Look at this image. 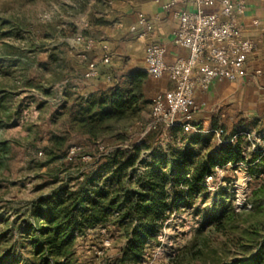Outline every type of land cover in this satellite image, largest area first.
Masks as SVG:
<instances>
[{
  "label": "rangeland",
  "instance_id": "1",
  "mask_svg": "<svg viewBox=\"0 0 264 264\" xmlns=\"http://www.w3.org/2000/svg\"><path fill=\"white\" fill-rule=\"evenodd\" d=\"M106 8L105 0H0V91L28 90L48 101L66 98L71 105L78 95L65 92L81 79L71 77L68 71L82 65L76 61L73 39L77 35L92 38L83 20L100 16ZM152 110L153 104L144 111L145 117L126 124V130L117 128L114 136L91 141L74 135L71 144L84 156L79 168L46 163L43 147L50 141L48 127L41 131L42 148L16 150L9 172L0 178V255L16 245L8 258L16 264L28 260L19 241L31 204L65 185L74 187L76 179L87 171L83 164L135 146L141 147L135 164L128 168L123 162L120 165L126 182L121 189L125 198L121 207L127 196L149 190L151 175L162 185L172 212L158 239L146 242L140 264H224L253 254L264 240V172L259 167L262 173L253 177L249 165L253 151L264 150V133L250 136V141H239L240 137L230 140L232 133L225 137L221 132L218 137L208 127L199 134L164 128L161 134H146ZM58 128L64 130L63 121ZM259 136L260 140H255ZM238 144L244 161L226 164L205 191L187 197L176 190L174 179L179 172H173L174 158L184 156L180 158L186 164L184 169L187 164L195 168L223 148ZM96 178L103 186H114L110 179L103 182V177ZM118 222L116 215L109 216L106 223L76 233L78 264H121L125 224Z\"/></svg>",
  "mask_w": 264,
  "mask_h": 264
},
{
  "label": "trees",
  "instance_id": "2",
  "mask_svg": "<svg viewBox=\"0 0 264 264\" xmlns=\"http://www.w3.org/2000/svg\"><path fill=\"white\" fill-rule=\"evenodd\" d=\"M148 82L146 72L131 70L115 79L107 90L77 96L71 105L66 98L48 101L28 90L0 91V178L9 172L16 150L43 147V127H48L50 136L48 145L43 147L46 163L51 165L60 162L79 168L84 157L80 156L81 150L71 160L68 159L70 150L76 148L72 146L71 138L77 135L98 141L106 136H114L117 128L126 130V124L139 119L142 112L154 104L148 95ZM62 121L65 128L61 131L58 126ZM213 130L219 129L214 127ZM171 131L201 133L184 132L181 128ZM162 132L163 128L154 133ZM140 148L135 146L127 152L116 151L106 154L102 160L95 158L83 164L87 171L76 179L74 187L65 185L63 190L50 197L33 202L19 241L22 249L28 253V260L23 264H78L75 258L76 233L104 224L109 216L115 215L120 225L125 224L126 242L120 263L140 264L146 242L158 239L164 223L172 215L162 185L151 175L148 178L149 190L127 196L126 204L121 207L125 199L121 197V189L126 182L121 177L120 165L123 162L125 168L132 167L140 154ZM241 153L240 144L228 146L204 162L200 161L197 167L192 168L191 164L190 168V164H187L185 169V162L180 160L184 156L174 158L173 172H179V176L174 179V187L187 197L196 191H205L214 177L219 176L218 169H225L228 163L244 161ZM252 159L249 173L257 177L262 173L257 170L259 167L264 172V150L253 151ZM97 176L103 177V182L110 179L114 186L108 188L106 184H99ZM208 178L211 181L209 183ZM15 246L11 245L5 250L7 253L0 255V264L17 263L8 258L9 253L15 251ZM224 264H264V240L250 256Z\"/></svg>",
  "mask_w": 264,
  "mask_h": 264
},
{
  "label": "crops",
  "instance_id": "3",
  "mask_svg": "<svg viewBox=\"0 0 264 264\" xmlns=\"http://www.w3.org/2000/svg\"><path fill=\"white\" fill-rule=\"evenodd\" d=\"M171 1L105 0L108 8L102 11L100 16L96 15V18L91 16V19L83 20V27L92 34L95 41L94 47L88 53V62H99L104 49L112 56L111 62L106 67L99 66L100 74L97 78L86 79L84 74L87 64L80 63L75 57L82 65H76L68 72L71 77L77 75L81 80L71 84L65 95L96 94L110 88L115 79L121 78L131 70L145 72L146 48L150 43L165 46L167 64L186 58L188 52L173 43V34L177 29L175 12L195 10V0L178 3L171 12H165L163 6ZM231 1L244 4L245 9L239 17V22L243 26L244 36L256 43L257 50L246 60L241 79L235 82H216L207 92H196L195 103L198 110L194 125L202 130L208 127L210 131L215 127L221 130L225 137L232 133L230 140L244 136L243 139L249 141L250 136L264 133V0ZM208 11L215 12L216 9ZM141 18L152 24V32L144 38H139L138 34L130 31L133 26H137ZM109 76L111 80L108 79ZM148 81L147 91L153 101L158 95L174 87L167 76H148ZM142 117H145V112H142Z\"/></svg>",
  "mask_w": 264,
  "mask_h": 264
},
{
  "label": "built area",
  "instance_id": "4",
  "mask_svg": "<svg viewBox=\"0 0 264 264\" xmlns=\"http://www.w3.org/2000/svg\"><path fill=\"white\" fill-rule=\"evenodd\" d=\"M188 0H172L163 6L165 12H171L178 3ZM196 9L175 12L177 29L173 34V43L188 52L186 58L177 59L172 64L165 62L166 48L161 44L150 43L146 48V73L149 77L167 76L174 84L173 89L158 95L153 104L150 121L145 125V133H154L164 128L170 131L181 128L184 132H202L194 125L197 105V91L207 92L214 83L229 80L238 81L246 60L256 52L257 45L244 36L243 26L239 22L244 12V4L231 0H195ZM215 8V12L209 9ZM85 28H88L86 24ZM131 33L139 38L152 32V24L141 18ZM141 31V32H140ZM77 45L75 56L80 63L87 64L86 79L97 78L99 66H108L112 56L104 49L99 62H88V53L94 47V39L84 35L74 38ZM111 80V77H108ZM218 137L219 130L210 131ZM256 138L255 140H260ZM250 141V138H249ZM79 151L72 148L68 159ZM223 170L218 169V173ZM210 181V178L207 180Z\"/></svg>",
  "mask_w": 264,
  "mask_h": 264
}]
</instances>
